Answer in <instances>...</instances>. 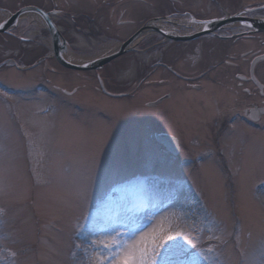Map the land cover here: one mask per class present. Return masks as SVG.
<instances>
[{
  "label": "rangeland",
  "instance_id": "374dc122",
  "mask_svg": "<svg viewBox=\"0 0 264 264\" xmlns=\"http://www.w3.org/2000/svg\"><path fill=\"white\" fill-rule=\"evenodd\" d=\"M67 5L79 9L76 0H67ZM108 5L109 38L92 40L78 32L68 51L87 60L105 55L110 51L102 52L106 44L119 45L152 15H167L169 23L198 16L194 11L221 17L251 7L256 9L249 15L264 17V0H109ZM172 7L182 9L181 13H172ZM243 27L232 25L226 30L235 33ZM178 29L191 31L189 26ZM150 32L98 69H68L51 59L46 71L42 64L32 68L12 59L0 67V166L6 169L9 183L8 195L0 196V207L6 210L0 234L9 240L0 247L23 249L22 264H105L101 249L113 240L135 244L137 254L160 252V264H176L181 258L172 250L186 245V239H193L198 249L212 247L216 253L212 264H264V121L254 123L234 112L240 107H233L261 99L249 96L243 89L247 83L240 84L224 62L212 73L223 84L205 79L200 91L140 83L149 70L146 80L158 77L153 65L157 52L144 51L157 38L177 41L172 49H178L168 54L178 56L175 66L190 73L200 69L195 63L200 59L195 49L200 39L211 38L198 35L181 42L154 29ZM263 33L231 39L224 42L228 44L224 49L261 52ZM185 45L192 49L185 52ZM0 52L4 58L5 51ZM259 66L264 82V65ZM163 71L159 75L167 76ZM101 81L112 93L123 95L103 92ZM168 91L172 99L158 107L146 105ZM222 115L227 124L215 137L212 133ZM163 131L179 138L178 154L157 141L155 134ZM100 141L108 163L98 170L93 158ZM176 191L185 194L179 205L189 213L187 220L173 215L176 201L169 194ZM82 211L90 213L97 234L93 239L98 247L87 254L76 248L85 243L75 227L82 222ZM208 222L211 232L205 227ZM216 226L232 235L223 236ZM215 236L227 244L210 239ZM11 240L20 242L13 245ZM6 257L7 253H0V259Z\"/></svg>",
  "mask_w": 264,
  "mask_h": 264
},
{
  "label": "flooded vegetation",
  "instance_id": "af4514ba",
  "mask_svg": "<svg viewBox=\"0 0 264 264\" xmlns=\"http://www.w3.org/2000/svg\"><path fill=\"white\" fill-rule=\"evenodd\" d=\"M169 1L171 2L175 0H168V2ZM108 4L109 0H76V6L79 9L72 10L67 7V0H0V15H3L4 12H14L17 8H24L25 5L35 6L37 9L49 13L59 12V15H51L50 20L58 30L57 38H59L60 41L65 40L67 46L69 47V45H71L72 43L74 44L75 33L78 34V32H80L83 37L87 39L92 38V40L109 38V33L105 32L109 28L105 26V23L107 22L106 19L109 17ZM219 7L221 10L224 9L222 5ZM178 10V7L171 8L172 13H181L182 9H180V12ZM239 10H241V8H238V10L236 11H228L227 13L225 12L224 15L235 13ZM194 12L198 15H194V19H198L200 21L220 18L216 16L205 17L201 15V11ZM224 15H222L221 17H223ZM156 16L157 18H163L162 21H160L162 23L168 20L165 19L167 15L164 14L155 16L152 15L149 17H145V19H142L140 15V18L142 19L140 26ZM20 20L21 24L18 28L16 27L14 22L10 21L8 31L0 30V51H5V54L2 55H6L3 58L1 57L0 52V67L8 59L25 63L27 67L32 68H34L35 66L38 67V65L42 64L45 71L48 66V59L57 61L59 63L56 58L53 46V34L51 33V29L44 18L40 16L38 12H28L25 16H20ZM159 20H157V22H159ZM182 20H187V18ZM229 26L232 25H228L226 27ZM226 27L222 30L217 31V33L207 34V36L211 38H202V40L200 39L199 42L201 43H199L198 47H196L195 49L199 51V57L203 62L200 61V59L198 60V62H195L200 68L198 72H196V70L195 73H190L189 71L184 70L185 68H182V66H175L174 63L178 60L179 57L173 55L172 53L168 54L169 52L178 49V47L172 49L175 42H177L176 40L170 41L169 39H164L162 36L161 38H157V40L151 43L148 48H144V51L153 48L154 52H157V56L153 63L154 68L159 71V74H161V70H166L163 72L167 73V76L163 77L158 74V77L146 80L145 77L147 76V74H150L148 73L150 71L149 70L147 73L141 75L142 79L140 80V83L143 80L145 84H154L158 87L174 84V86H176L177 88L182 89L183 92H187L188 89H196L200 91L204 88L203 82L205 81V79H211L213 82L219 85L223 84V79L212 75V73L219 65H221V63L224 62L225 65L230 67L229 71H233L234 74L232 75H235L236 73V77L239 79L240 84L247 83V85L243 87L244 91L252 98L253 96H258L261 99L259 100V102L252 99L244 100L243 102L245 103V105L241 103L235 104L233 105L234 108L240 107L242 110L237 109L234 112L242 113L246 116V119L253 121L254 123L258 122L260 124L264 121V82L261 79V75H258L257 67H260L259 65H264V60L256 63L253 73L251 71V63L254 58L257 57L259 53L264 52V50L261 52H257V50L253 51L252 49H250L245 52L238 53H234V51H226L224 48L227 47L228 44L224 42L231 41V39L236 40L241 37H250L255 33L245 32L241 34L242 31L239 30L233 33L231 30H226ZM21 36H27L30 37V39L21 40ZM210 39L214 40L212 41ZM181 42L191 41L181 40ZM164 43H166V47L162 49L161 46ZM189 49H192V46L190 47V45H185L183 50L185 52H188ZM249 51L252 52L248 53ZM248 54L251 55L248 56ZM185 56H187L186 53ZM207 57L209 58L206 59ZM200 62H202V64H199ZM243 63L245 64V70H243L245 72L242 71ZM170 74L172 75V77H170ZM173 75L175 78L173 77ZM241 77H243V79H241ZM107 91L112 92L108 89ZM103 92L105 91L103 90ZM172 98L173 93L171 91L164 92L159 96L158 99H160V101L159 103L154 105V107H158L164 104L165 101ZM147 103L146 105L148 107H152ZM221 117L223 119L217 127V131L214 130L212 133L215 137H218L219 135H221V133L224 132L225 126L227 124V118L223 117V115Z\"/></svg>",
  "mask_w": 264,
  "mask_h": 264
},
{
  "label": "snow or ice",
  "instance_id": "6c2138e0",
  "mask_svg": "<svg viewBox=\"0 0 264 264\" xmlns=\"http://www.w3.org/2000/svg\"><path fill=\"white\" fill-rule=\"evenodd\" d=\"M261 7H264L262 5ZM246 12H251L252 9H245ZM28 12H38L40 16L44 18V20L48 23L49 27L55 28V25L51 23L50 16L51 15H59V12L49 13L46 11H42L37 9L35 6L25 5L24 8H17L16 11L8 13L4 12L3 15H0V30H9L10 21L14 22L16 27L18 28L21 24L20 16H25ZM208 23H211L209 21ZM245 26L251 28V24L245 22ZM58 31V30H57ZM21 40H28L30 37L21 36ZM63 44V41H60ZM94 63V61L92 62ZM87 67V65H85ZM243 79V77H241ZM5 96L8 95L7 92L3 93ZM104 141H100V143L96 146L95 156L93 158V163L95 167L99 170L103 168L108 161L105 159V151H104ZM9 183L6 176V169L0 166V196L8 195ZM185 194L182 191L170 192L169 198L174 199L176 201V206H174L173 215H178L182 219L187 220L189 213L185 210L182 205H179V200ZM6 215V210L3 207H0V219H2ZM80 221L76 224L77 237L78 239L83 240L84 245L76 244V248H83V251L87 254L90 251H94L97 249L98 245L96 241L93 239V236L97 235L92 229L95 227L94 221L90 218V213L86 211L81 212ZM194 227V225H192ZM205 227H207L208 231H213V227L211 222H208ZM216 231L222 233L223 236H231V233H227L225 229L216 226ZM113 231H116L113 229ZM116 235H120L118 231H116ZM179 239H185V237H178ZM172 239L171 237L169 238ZM210 239L219 240L223 244H227L226 240H222L220 236L210 237ZM237 243L240 240L239 236L235 237ZM9 237L7 235L0 234V243L4 241H8ZM18 240H11V244L15 245L19 243ZM113 247L118 248V251H113ZM160 247L167 248L168 246L165 244H161ZM105 255V264H160L159 257L162 255L160 252L153 251L151 253H140L137 254L135 244H127L125 243H117L113 240L111 245H108L101 249ZM173 255L181 258L178 259L176 264H212V257L216 256V253L212 247L207 249H198L197 244L193 239H186V245H176L172 250ZM0 253H7V257L0 259V264H22L20 257L23 255L24 250L21 248H17L15 251H12L8 244H3L0 247ZM242 253V250H241ZM91 259V257H89Z\"/></svg>",
  "mask_w": 264,
  "mask_h": 264
},
{
  "label": "water",
  "instance_id": "95a60500",
  "mask_svg": "<svg viewBox=\"0 0 264 264\" xmlns=\"http://www.w3.org/2000/svg\"><path fill=\"white\" fill-rule=\"evenodd\" d=\"M245 9H252L255 10L256 8H241V10L235 12V13H231V14H225L223 17L220 18H214V19H210V20H206L203 22L201 31L197 32V33H192V34H188V35H179V34H175V35H171V37L175 38V39H189L195 36L200 35L201 33H211V32H215V30H219L222 29L228 25H231L234 22H238V24L244 26L247 30L242 31L241 34L245 33V32H257V31H264V17H254V16H250L249 13L251 12H246ZM159 19H163V18H155L150 20L149 22L144 23V25L142 27H140L137 31H135L133 34H131V36L126 39L123 42H120V44L111 52L96 57L94 59H89L86 60L85 62L82 63H77V62H72L69 59H66V57L64 56V51L67 50V44L65 40L63 41V44L60 43V39L57 38L58 37V31L57 28L55 26V28H51V33L53 34V46H54V50H55V54H56V58L57 60L65 67L72 68V69H98L101 68V66H103L105 63L109 62L111 59L117 57L118 55L120 56V54L127 52L128 50H130L132 44L137 41V39L139 38V35H142V33L146 30H150V29H155L160 31L161 33L167 34V32L163 31L158 25H157V20ZM209 21H211V23H208ZM245 22H247L248 24H251V28H248L245 26ZM53 24V23H52ZM54 25V24H53ZM238 25V26H240ZM169 35V34H167ZM169 35V36H170ZM238 35V34H235ZM233 35V36H235ZM136 43V42H135ZM264 60V54L258 55L257 57L254 58L253 62L251 63V71L253 73V70L255 68V65L257 62ZM94 61V63H92ZM85 65H87V67H85ZM101 88L107 92L110 95L113 96H122L121 94H117V93H112V92H108L106 88H104V84L101 81ZM158 102V101H157ZM157 102H151L149 103L150 106L151 105H155ZM158 138L159 141L164 142L167 144V147L169 149H173V151L177 152L179 150V146L178 145V140L177 138H175L173 135L170 134H166V133H162V134H157L156 136Z\"/></svg>",
  "mask_w": 264,
  "mask_h": 264
},
{
  "label": "bare ground",
  "instance_id": "6f19581e",
  "mask_svg": "<svg viewBox=\"0 0 264 264\" xmlns=\"http://www.w3.org/2000/svg\"><path fill=\"white\" fill-rule=\"evenodd\" d=\"M236 23V22H235ZM175 24L176 25H178V26H181V25H185L186 24V26H189V28H190V30H191V28H195V27H197V28H199V25L198 24H193V23H191V21L189 22V20H177V21H175ZM163 26V25H162ZM163 29H166V30H168V29H170L169 31H175L173 28H171V25H167L166 26V28H163ZM151 29L149 30H146V31H144L143 33H142V35H139V39H142L144 36H146L147 34H150L151 32ZM118 46V43L117 42H111V43H109V45L108 44H106L105 46H104V48H103V50H102V52H104V53H106V52H108L109 50V52H111V51H113L116 47ZM108 52V53H109ZM101 53V52H100ZM64 56L66 57V59H69L70 61H72V62H77V63H82V62H85L86 60H87V56H85V55H79V54H77V53H74V52H70V51H64ZM99 56H101V55H99V54H96V57H99ZM95 57V58H96ZM89 59V58H88ZM101 83V82H100ZM104 84V83H103ZM104 87H105V85H104ZM162 99V98H161ZM158 101V102H157ZM159 101H160V99H156V100H152V101H149L147 104L148 105H150L149 103H151V102H157V103H159ZM156 103V104H157ZM155 104V105H156ZM151 106H154V105H151ZM262 193V192H261ZM260 193V194H261ZM264 193V192H263ZM262 193V195H264ZM264 196H262V198H263ZM141 237H143L144 235L143 234H139Z\"/></svg>",
  "mask_w": 264,
  "mask_h": 264
}]
</instances>
